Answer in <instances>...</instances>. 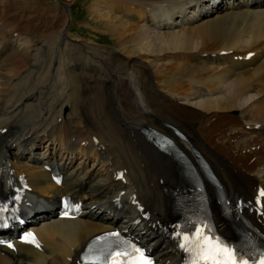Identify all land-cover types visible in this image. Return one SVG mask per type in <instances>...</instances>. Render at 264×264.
Returning a JSON list of instances; mask_svg holds the SVG:
<instances>
[{"label": "bare ground", "instance_id": "6f19581e", "mask_svg": "<svg viewBox=\"0 0 264 264\" xmlns=\"http://www.w3.org/2000/svg\"><path fill=\"white\" fill-rule=\"evenodd\" d=\"M92 10L114 46L68 34L67 20L36 37L42 18L0 23V192L26 175L22 209L42 242L0 247V264H79L87 240L116 227L177 264L176 243L158 228L172 217L165 187L177 163L146 128L180 126V147L195 160L199 148L232 194L264 186V0H94ZM54 163L61 186L44 168ZM64 194L83 201V217H56Z\"/></svg>", "mask_w": 264, "mask_h": 264}, {"label": "rangeland", "instance_id": "374dc122", "mask_svg": "<svg viewBox=\"0 0 264 264\" xmlns=\"http://www.w3.org/2000/svg\"><path fill=\"white\" fill-rule=\"evenodd\" d=\"M93 2L94 0H0V23H17L24 28L28 25V20L42 18L38 30H31L32 36L36 37L41 32L48 34L50 31H61V26L67 20L65 28L69 31L68 34L80 36L86 42L91 40L102 46H114L113 32L105 30L104 21L98 19L92 10ZM63 3L69 6L71 13L67 12ZM3 33L4 30L0 29V34ZM75 63L87 64L88 60L76 57ZM84 69L88 71V67L83 68V71ZM75 107L79 108L78 103Z\"/></svg>", "mask_w": 264, "mask_h": 264}, {"label": "snow or ice", "instance_id": "6c2138e0", "mask_svg": "<svg viewBox=\"0 0 264 264\" xmlns=\"http://www.w3.org/2000/svg\"><path fill=\"white\" fill-rule=\"evenodd\" d=\"M260 195L264 196V191H261ZM24 239L37 244L31 233L27 234ZM183 240L184 244L181 247L189 253L188 264H248V261L239 255L238 249L215 236L206 225L195 228L193 234L184 236ZM120 255L122 254L116 253L117 257ZM132 264H149V262L144 258L143 253H140L139 258ZM259 264H264V257L259 260Z\"/></svg>", "mask_w": 264, "mask_h": 264}]
</instances>
